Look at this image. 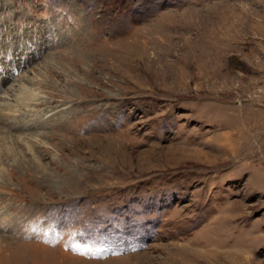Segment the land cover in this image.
<instances>
[{"label":"rangeland","instance_id":"obj_1","mask_svg":"<svg viewBox=\"0 0 264 264\" xmlns=\"http://www.w3.org/2000/svg\"><path fill=\"white\" fill-rule=\"evenodd\" d=\"M0 264H264V0H0Z\"/></svg>","mask_w":264,"mask_h":264},{"label":"bare ground","instance_id":"obj_2","mask_svg":"<svg viewBox=\"0 0 264 264\" xmlns=\"http://www.w3.org/2000/svg\"><path fill=\"white\" fill-rule=\"evenodd\" d=\"M156 54H157V52H156ZM154 59V58H153ZM180 61V60H179ZM181 62V61H180ZM156 63V62H155ZM223 115V114H222ZM245 132V131H244ZM246 133V132H245ZM250 134H252V133H250ZM246 135V134H245ZM241 134L237 131V130H235V129H233V128H231V131L229 132V133H224V134H222V135H218V137L220 138V141H218L217 143H220V142H222L223 144H224V141H225V143L228 141V142H233V143H236V141H238L240 138H241ZM244 138V137H243ZM250 138V137H249ZM247 139V138H246ZM222 140V141H221ZM245 146V145H244ZM221 148V151H224V150H226V147H227V149H229L230 147H228V146H224V145H222V146H220ZM232 147V146H231ZM250 148V147H249ZM236 150V149H235ZM217 152V151H216ZM227 152V151H226ZM237 152V151H236ZM240 153V152H239ZM244 153V152H243ZM232 154V153H231ZM231 156V155H230ZM220 157H222V156H220ZM234 157V156H233ZM232 157V158H233ZM223 158V157H222ZM225 158V157H224ZM240 159V158H239ZM231 161V160H230ZM225 162V161H224ZM223 163V162H222ZM230 163H232V162H230ZM225 166V165H224Z\"/></svg>","mask_w":264,"mask_h":264}]
</instances>
